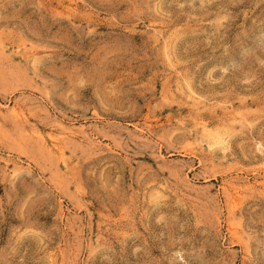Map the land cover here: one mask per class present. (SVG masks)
<instances>
[{
  "label": "rangeland",
  "instance_id": "1",
  "mask_svg": "<svg viewBox=\"0 0 264 264\" xmlns=\"http://www.w3.org/2000/svg\"><path fill=\"white\" fill-rule=\"evenodd\" d=\"M0 264H264V0H0Z\"/></svg>",
  "mask_w": 264,
  "mask_h": 264
},
{
  "label": "bare ground",
  "instance_id": "2",
  "mask_svg": "<svg viewBox=\"0 0 264 264\" xmlns=\"http://www.w3.org/2000/svg\"><path fill=\"white\" fill-rule=\"evenodd\" d=\"M159 34V33H158ZM161 35V34H160ZM158 38V37H157ZM163 43V42H162ZM164 45V44H163ZM164 49V48H163ZM164 51V50H163ZM164 53V52H163ZM165 54V53H164ZM166 58H167V56H166ZM165 59V58H164ZM169 61V60H168ZM167 61V62H168ZM170 63V62H169ZM192 93V92H191ZM2 106H4V105H2ZM14 106V105H13ZM7 107V106H6ZM9 108V107H8ZM15 108V107H14ZM17 109V108H16ZM232 109V108H231ZM13 112H14V110H13ZM232 112H234V111H232ZM231 114H233V113H231ZM228 116V115H227ZM24 119V118H23ZM59 121V120H58ZM60 122V121H59ZM201 122V121H200ZM60 123H62V122H60ZM65 124V123H64ZM198 125V124H197ZM200 125V124H199ZM56 126V125H55ZM66 126V125H65ZM185 128V127H184ZM62 129V128H61ZM202 130H205V127H204V123H203V126H202V128H201ZM208 129V128H207ZM80 130H82V129H80ZM201 130V131H202ZM64 131H66V129H63V130H61L60 132H64ZM68 131V130H67ZM83 131H85L86 132V129H84ZM191 131V130H190ZM73 133H76L77 131H72ZM188 132V131H187ZM41 133V132H40ZM66 133V132H65ZM73 133H69V134H73ZM86 133H88V132H86ZM191 133V132H190ZM34 134L35 133H33V136H34ZM43 134V133H42ZM61 134V133H60ZM68 134V133H67ZM66 134V135H67ZM78 134V133H77ZM77 134H76V136H77ZM90 133H88L87 135H89ZM47 135V134H46ZM62 135V134H61ZM65 135V134H64ZM75 135V134H74ZM83 135V134H82ZM49 136V141L51 142V144H52V146H53V148H51V150L52 149H55L57 152H58V154H59V156L62 158L63 157V155H64V152L60 149V147H58L57 146V143H56V139L53 137V136H50V135H48ZM80 136V135H79ZM40 137H42V136H40ZM71 137V136H70ZM72 137H74V136H72ZM89 137V136H88ZM88 137H86V139H88ZM91 137V136H90ZM185 137V136H184ZM46 138V137H45ZM82 138H84V137H82ZM186 138H187V136H186ZM196 138V137H195ZM91 139V138H90ZM209 140V139H208ZM93 141H94V139H93ZM53 142H55V143H53ZM222 142H224V139H223V137H221V136H214V137H212L210 140H209V146L210 145H215V144H220V143H222ZM49 146H50V144H49ZM214 147V146H213ZM211 148V147H210ZM208 149V148H207ZM54 151V150H53ZM56 152V153H57ZM64 164V163H63ZM237 181V180H236ZM227 184V183H226ZM248 184H249V182H248ZM229 185V187H230V190L233 192V194H236L238 191H237V187L236 186H233V185H231V184H228ZM236 185V184H235ZM251 185H253V184H251ZM238 186V185H237ZM252 187V186H251ZM253 187H254V185H253ZM223 191L224 192H226L227 191V186H223ZM230 191V192H231ZM231 192V193H232ZM232 196V195H231ZM226 198H227V196H226ZM230 198V197H229ZM231 213V212H230Z\"/></svg>",
  "mask_w": 264,
  "mask_h": 264
}]
</instances>
